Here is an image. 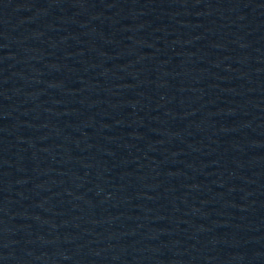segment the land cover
<instances>
[{
  "label": "water",
  "instance_id": "95a60500",
  "mask_svg": "<svg viewBox=\"0 0 264 264\" xmlns=\"http://www.w3.org/2000/svg\"><path fill=\"white\" fill-rule=\"evenodd\" d=\"M0 264H264V0H0Z\"/></svg>",
  "mask_w": 264,
  "mask_h": 264
}]
</instances>
